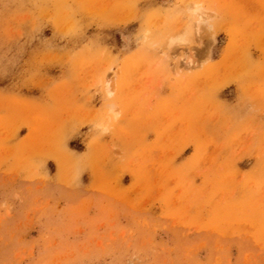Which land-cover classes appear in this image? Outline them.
Wrapping results in <instances>:
<instances>
[{"label":"rangeland","instance_id":"1","mask_svg":"<svg viewBox=\"0 0 264 264\" xmlns=\"http://www.w3.org/2000/svg\"><path fill=\"white\" fill-rule=\"evenodd\" d=\"M0 264H264V0H0Z\"/></svg>","mask_w":264,"mask_h":264},{"label":"bare ground","instance_id":"2","mask_svg":"<svg viewBox=\"0 0 264 264\" xmlns=\"http://www.w3.org/2000/svg\"><path fill=\"white\" fill-rule=\"evenodd\" d=\"M190 10H192V12L195 14H197L198 16V23H200L204 18H203V13L200 11V6H198L197 4L194 5V7L189 8ZM203 18V19H202ZM189 64V62H187ZM107 93L110 92V90L108 89V82L106 83V90Z\"/></svg>","mask_w":264,"mask_h":264}]
</instances>
